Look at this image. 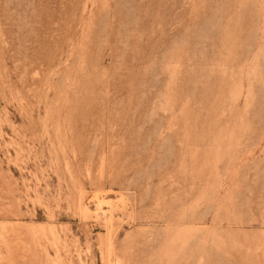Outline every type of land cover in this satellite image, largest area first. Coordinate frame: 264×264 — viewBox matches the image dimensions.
Segmentation results:
<instances>
[{
	"label": "rangeland",
	"instance_id": "rangeland-1",
	"mask_svg": "<svg viewBox=\"0 0 264 264\" xmlns=\"http://www.w3.org/2000/svg\"><path fill=\"white\" fill-rule=\"evenodd\" d=\"M0 264H264V0H0Z\"/></svg>",
	"mask_w": 264,
	"mask_h": 264
}]
</instances>
